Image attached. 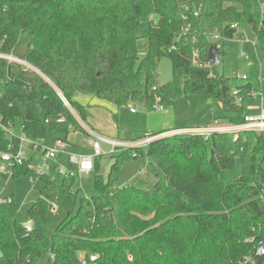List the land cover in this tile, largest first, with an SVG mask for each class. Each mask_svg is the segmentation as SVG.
<instances>
[{
  "label": "trees",
  "instance_id": "trees-1",
  "mask_svg": "<svg viewBox=\"0 0 264 264\" xmlns=\"http://www.w3.org/2000/svg\"><path fill=\"white\" fill-rule=\"evenodd\" d=\"M240 24L264 54L257 0H0V53L23 59L49 81L0 59L1 123L17 120L32 142L42 143L49 133L67 140L84 130L58 93L82 122L88 112L76 95L118 108L135 102L164 109L190 94L211 97L222 106V121L242 125L251 85L234 86L232 77L207 66L208 49L218 43L213 35L223 44ZM185 27L188 33L179 37ZM140 37L146 56L138 62ZM162 57L172 76L157 86L155 66ZM261 68L263 81L264 63ZM198 128L116 153L105 180L94 158V195L83 197L50 236V206L76 194L75 176L66 174L59 183L40 176L39 197L24 223L17 221L12 199L0 201V264H81L90 256L95 264H254L264 243V134L183 131ZM18 143L0 132V153L14 152ZM132 151L146 157L155 176L147 189L116 186L119 166ZM236 158L241 174L224 184L219 174L232 170ZM33 162L15 166L12 177L31 171Z\"/></svg>",
  "mask_w": 264,
  "mask_h": 264
},
{
  "label": "rangeland",
  "instance_id": "rangeland-1",
  "mask_svg": "<svg viewBox=\"0 0 264 264\" xmlns=\"http://www.w3.org/2000/svg\"><path fill=\"white\" fill-rule=\"evenodd\" d=\"M254 41L255 38L248 30L247 25L240 24L233 38L224 42L223 53L219 56L220 63L213 67L217 74L224 73L228 77H232V85L234 86L249 83L252 87V94H254L255 91L260 90L259 79L261 78V66L264 63V54L253 47L252 44H254ZM218 44L219 42L216 46ZM220 47L221 45L217 46L218 50ZM136 54L138 62L142 61L146 56L145 40L142 37L137 41ZM155 70V81L157 86H162L164 83L170 81L172 70L170 67V61L167 57H162L157 61ZM243 75L247 77L246 80L241 79ZM41 77L45 82H49L47 77L43 75ZM261 84V91L264 97V79ZM74 100L79 104L88 105L87 108L90 106V111L94 112L92 114L97 116V120L101 121L104 125L113 127V134L105 132L104 135L108 138L114 137L115 139L126 142L140 139L139 137L145 136L148 132H160L172 124L176 126L181 124L195 126L197 123L205 125L208 122H213L215 117L220 119L224 116L221 104L207 95H182L174 102V106H168L159 110L150 107L146 109L143 105L135 102H130L127 106L118 108L117 106L98 98L82 94L76 95ZM130 108L136 109V114L129 113ZM70 109L74 118L77 119H75L76 122L86 129L89 125L86 124V122H82L74 110L72 108ZM244 111L245 116H259L261 113L259 102L252 98L248 99ZM221 123L222 124L219 122L220 125L218 126L226 128V131L223 132L228 131V134H231L232 132L236 133L240 130V125H230L227 124V122ZM85 124L87 126H85ZM19 126L18 121L15 120L14 128L12 130L13 135L20 136L21 132ZM72 133H78V135L76 137H71L73 139L71 141L73 143V152H69L76 154L74 150L79 149L83 152L82 154L94 157L88 143V140L91 137L88 135L86 138L82 132ZM173 133L174 132L169 131L168 133L162 134V137L172 135ZM55 136L54 133H49L48 139L42 142L43 147L46 149L51 147L54 143L53 138ZM70 147L71 145H69L68 149ZM24 149L27 157H33L34 167L32 171H29L25 175H17L15 177H11L6 172L0 171V201L12 199L17 204L18 212L16 219L20 223L25 222L26 211L39 197L40 189L42 187L40 175L35 172L37 165L41 163L43 159L42 151L40 149L33 151L27 146H25ZM101 150L104 154L97 157L98 171L105 180L108 176V171L111 165L114 164L112 156H115L118 152L129 149L118 148L114 153L110 154L109 146L101 144ZM131 155H133L132 159L130 158L123 161L119 166L116 186L122 188L133 185L141 189L149 188V186L155 182V176L151 170V166L145 156L137 157L133 151L131 152ZM56 162L57 163L55 164L54 162L49 161V165L44 171V173L50 176L55 182L59 183L63 175L57 173L56 170L53 169V166L62 173L72 172L77 174L75 166L68 164L67 158H65V162L62 158H59ZM30 167H32V165H30L29 168ZM241 171L240 160L239 158H236L232 170L220 172L219 178L224 184H227L238 178ZM76 176L73 189L77 192L73 197L67 194L58 202V204H56L58 207L57 211L54 214L52 213L53 216L50 219L49 224L46 226L48 236H50V234L54 232L56 226L65 219L69 211H76L79 208L80 201L83 197L89 199L94 195V190L92 189L94 172L90 171ZM32 179L34 181H32Z\"/></svg>",
  "mask_w": 264,
  "mask_h": 264
},
{
  "label": "built area",
  "instance_id": "built-area-1",
  "mask_svg": "<svg viewBox=\"0 0 264 264\" xmlns=\"http://www.w3.org/2000/svg\"><path fill=\"white\" fill-rule=\"evenodd\" d=\"M258 1V8L260 14L264 13V0H257ZM183 20L186 21L185 17H182ZM234 28H237V25H233ZM189 29L188 27L182 28L181 32L179 33V37L182 35H185L188 33ZM213 38L215 41L221 42L222 38L219 37L218 35H213ZM178 41V40H177ZM255 43V42H254ZM253 47H255V44H252ZM218 46V45H217ZM198 54L194 53L192 57V62L193 64L196 63ZM0 59L5 60L7 63H16L20 65L24 71H32L40 76H42L41 73H39L31 64H28L27 62L23 61L22 59L14 56L13 54L11 55H6V54H1L0 53ZM242 80H246V77L243 75L241 77ZM237 92L233 91L232 95L236 96ZM58 96L60 97L61 101L64 103L65 106H67L70 109V106H68L67 102L65 99L58 93ZM251 97L259 102V108L261 109V113L259 116H250L247 115L244 117V123L239 126V131L241 130H251L257 134H264V100L261 95L260 91H255L254 94H251ZM237 102H239V99H237ZM153 109H163L162 107L155 105L153 106ZM71 110V109H70ZM131 113H135L136 109L130 108ZM64 120L61 118L58 120V123H63ZM20 127V136H15L12 134V130L14 128V124L7 122V123H1V118H0V132H4L7 136L9 137H16L17 141H19L17 148L15 149L14 152L8 151V152H3L0 153V171L6 172L9 176L12 177V169L15 168V166H21L23 165L24 161L28 159H33V157H27L25 153L24 147L27 146L29 149H32L33 151L41 150L42 151V161L37 165V168L35 172L39 174L40 176L46 175L44 173L45 169H47L49 165V161H52L56 163L57 159L66 156L68 164L75 166L76 168V173L74 174L72 172H65L62 173L60 170L56 169L53 167L54 170H56L57 173L62 174L65 176L66 174H69V176L77 177L76 175H81L82 173H88L92 171L93 168V158L98 157L101 154H104V152L101 150V144H105L109 146V153L112 154L114 153L118 148H124V149H131V148H143L146 147L150 142L154 141L155 139L162 138L161 135H145L141 139L137 140H132L131 142H126L122 141L119 139H110L106 138L101 135H96V134H90L91 138L88 140L89 146L92 151L93 156H86L84 154H73L70 153L68 150L69 143L68 140H62V139H54V143L51 147H48V149L44 148L42 143L39 142H32L27 139L25 134L22 131V126ZM225 127V126H224ZM184 131V130H183ZM214 131L216 132H223L226 131V128H223L222 126L214 125L213 127H205V128H198V129H189L185 130L184 132H190L193 134H201V135H209L210 133H213ZM238 131V132H239ZM177 131L176 133H178ZM228 132V131H227ZM223 132V133H227ZM233 133V132H232ZM237 133V132H236ZM9 149H12V146L9 147ZM34 164H32V167H30V170H33ZM31 170V171H32ZM32 181H34L32 179ZM260 199H264V192H262ZM5 202V201H2ZM51 212L54 214L57 211V206L55 203L51 204ZM264 246V243H259V247ZM257 251V250H256ZM255 257V256H254ZM95 256H90L89 259L87 260L85 257L81 258V264H95ZM254 259H252L253 262ZM254 263V262H253Z\"/></svg>",
  "mask_w": 264,
  "mask_h": 264
},
{
  "label": "crops",
  "instance_id": "crops-1",
  "mask_svg": "<svg viewBox=\"0 0 264 264\" xmlns=\"http://www.w3.org/2000/svg\"><path fill=\"white\" fill-rule=\"evenodd\" d=\"M219 46L221 45V47H220V49L218 50L219 52H220V54H219V56L221 55V53H223V45H224V43L223 44H218ZM225 53V52H224ZM218 56V57H219ZM220 61V60H219ZM220 63V62H219ZM246 79H247V77H246ZM262 83V81H260V79H259V84H260V92H261V95H262V97H263V93H262V91H261V84ZM263 100H264V97H263ZM83 105V104H82ZM84 106H86V105H84ZM88 106V105H87ZM87 106H86V108H87ZM159 110V109H158ZM261 110V109H260ZM87 112H88V117H87V121L86 122H88V123H86V124H88L89 126H87L86 124H85V126H87V128L85 129V128H83V126L82 125H80V127H82V129L84 130V135L86 136V138H87V136L89 135L90 137H91V135L90 134H96V135H101V136H104V137H106V138H108L106 135H104V133L105 132H107V133H109V134H113V127L112 126H108V125H104V124H102L101 123V121H99V120H97L96 118H97V116L96 115H94V114H92V113H94V112H91L90 111V106L87 108ZM90 112H91V114H90ZM129 113H131L130 112V110H129ZM131 114H136V112L135 113H131ZM76 119V118H75ZM215 120L213 121V122H208V123H206L205 125H200L201 123H197L195 126H187V125H178V126H176V125H171V126H169V127H166V128H164V129H167V130H170L171 132H177V130H179V131H181V129H188V128H198V127H200V128H204L205 126H207V127H213L214 125H220V124H222L221 122H224V121H222L221 119H218V118H214ZM77 120V119H76ZM202 122V121H201ZM219 122H220V124H219ZM162 131H164V130H162ZM169 132V131H168ZM168 132H166V133H168ZM149 133V132H148ZM78 135V133H70L68 136H67V140H68V143H69V145H71V147L68 149L69 151H72V146H73V143L71 142L73 139L71 138V137H76ZM110 138V137H109ZM110 139H115L114 137H111ZM75 152H76V154L78 153L79 155H81L83 152H81L79 149H76V150H74ZM73 152V151H72ZM60 158H62L63 159V161L65 162V158H66V156H62V157H60ZM57 160H59V158L57 159ZM57 163V162H56ZM55 163V164H56ZM54 164V165H55ZM53 167H55V166H53Z\"/></svg>",
  "mask_w": 264,
  "mask_h": 264
},
{
  "label": "water",
  "instance_id": "water-1",
  "mask_svg": "<svg viewBox=\"0 0 264 264\" xmlns=\"http://www.w3.org/2000/svg\"><path fill=\"white\" fill-rule=\"evenodd\" d=\"M219 54L218 48L216 44H212L208 49L207 55V65L208 67L213 68L214 66L219 64ZM25 228L27 230H31L33 228V224L30 222L25 223ZM264 260V246L257 249V252L254 257V264H260Z\"/></svg>",
  "mask_w": 264,
  "mask_h": 264
}]
</instances>
